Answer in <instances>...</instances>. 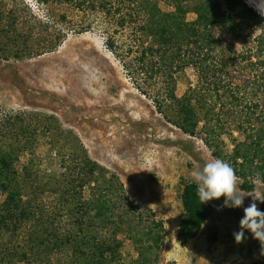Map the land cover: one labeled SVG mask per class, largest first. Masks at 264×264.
<instances>
[{"label": "rangeland", "instance_id": "1", "mask_svg": "<svg viewBox=\"0 0 264 264\" xmlns=\"http://www.w3.org/2000/svg\"><path fill=\"white\" fill-rule=\"evenodd\" d=\"M118 1L112 0L113 5ZM152 1H158L164 14H174L177 4L198 0ZM88 2L0 0V28L5 27L17 45L33 53L32 58L24 59L0 57V128L8 129L14 119L26 118L37 130L40 148L34 160L46 178L64 169L57 148L46 142L50 132L45 128L52 122L65 131H72L94 161L117 174L131 202L152 208L164 220L167 237L160 264L264 261V249L250 232L245 230V239L240 244L233 235L240 231L244 208L252 202L248 195L264 194L261 182H257L254 192H245L240 188L242 180L239 179L238 190L245 196L242 207H222L224 197L209 201L211 215L197 237L187 244L178 241L183 217V182H195L193 172L198 170L188 153L179 147L188 144L190 139L181 126L201 113L190 89L206 84L214 76V70L227 60L224 72L218 75L226 77L236 70L241 77H254V70L246 66L259 59L257 37L264 26H251L242 10L234 12L222 2V12L235 18L236 32L219 31L223 43L218 54L190 53L181 58L188 64L184 70H176V65L169 70L160 57L140 45L135 32L138 24L130 23L126 28L120 24L121 17L130 21L131 3L119 7V12L112 9V14H107L99 11L98 6L92 8ZM243 2L264 18L250 6L249 0ZM183 27L182 21L178 29ZM245 53L251 57L249 61L238 58ZM238 95L242 100L240 106L222 107L229 99L220 101V97L212 94L209 101L214 115L219 109L231 110L245 120L253 105L254 119L264 121V93L257 96L255 90L248 88ZM200 119L204 120L202 115ZM224 125L226 141L231 144L229 133L237 137L236 126L231 122ZM5 141L6 138L0 141V152L9 150V143ZM196 143L207 160L213 158L201 141ZM67 144L70 152L77 146L73 138ZM28 158L30 153L23 151L14 163L19 177ZM0 195L5 196L4 188ZM256 203L260 209L261 203ZM58 225L63 233L74 228L73 220L68 218ZM31 229V225L24 226L18 238L3 233V240L22 246L29 257L0 264H79L70 247L62 251L47 247L30 250L24 241H28ZM120 237L125 239V233ZM135 256L132 242L126 240L121 264H128Z\"/></svg>", "mask_w": 264, "mask_h": 264}, {"label": "trees", "instance_id": "2", "mask_svg": "<svg viewBox=\"0 0 264 264\" xmlns=\"http://www.w3.org/2000/svg\"><path fill=\"white\" fill-rule=\"evenodd\" d=\"M222 2L234 12L242 10L251 26H264V18L243 0H198L177 4L174 14H164L158 1L152 0H120L115 5L112 0H90L88 4L112 14V9L116 13L121 11L119 7L131 3L130 21L121 17L122 27L138 24L135 32L140 45L153 56L160 57L169 70L175 65L176 70H184L188 64L181 59L183 56L206 51L218 54L223 43L219 31L236 32L235 18L222 12ZM190 15H193L192 19ZM182 21L184 27L178 29ZM259 30V59L246 66L254 70V77H241L236 70L226 77L218 75L224 72V65L229 63L227 60L214 70V76H210L206 84L190 89L201 113L191 117L186 126H181L190 139L188 144L179 146L200 169L207 161L196 143L201 141L213 158H220L235 169L242 180L240 188L245 192H254L257 182L264 184V121L254 119L253 105L249 107L250 114L245 120L231 110L219 109L214 115L209 98L216 94L220 101L229 99L222 107H236L242 103L238 93L248 88L255 90L257 96L264 93V29ZM13 38L5 27L0 28V57L24 59L33 54L31 49L17 45ZM230 53L233 54V49ZM239 57L244 61L251 58L247 53ZM201 115L204 120L200 119ZM225 122L234 124L238 132L237 137L229 133L231 144L226 141ZM10 124L8 129L0 128V141L6 138L5 142L9 143V150L0 152V192L5 189V196L0 195L1 263L29 257V252L22 246L3 240L1 236L8 232L18 238L19 231L31 225L28 241H24L30 250L47 247L51 251H62L70 247L79 264H121L126 240H130L136 256L128 264H160L167 237L164 220L159 219L152 208L131 202L117 174L94 161L72 131H65L52 122L45 128L50 132V139L46 142L57 148L64 169L62 173L46 178L34 160L40 148L37 130L27 123L25 117L16 118ZM9 136L12 139L9 140ZM71 138L78 146L73 152L69 151L67 144ZM23 151H28L30 158L24 163L19 177L14 163ZM196 190V182H183V217L178 232V241L182 244L196 238L211 215L210 203L202 204ZM260 210L264 211V203H261ZM66 218L73 220L74 228L63 233L58 224ZM121 233H125V239L120 237ZM253 264H264V261Z\"/></svg>", "mask_w": 264, "mask_h": 264}, {"label": "clouds", "instance_id": "3", "mask_svg": "<svg viewBox=\"0 0 264 264\" xmlns=\"http://www.w3.org/2000/svg\"><path fill=\"white\" fill-rule=\"evenodd\" d=\"M249 3L261 15H264V0H249ZM193 179L197 184L196 195L202 204L224 197L222 207H242L245 196L240 195L237 187L239 177L228 162L220 158L208 159L202 168L193 172ZM248 196L252 197V202L244 208V216L240 220V231L233 235L236 243L240 244L244 241L245 230H247L264 249V211H261L256 203V201L264 203V194Z\"/></svg>", "mask_w": 264, "mask_h": 264}]
</instances>
